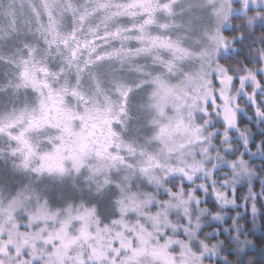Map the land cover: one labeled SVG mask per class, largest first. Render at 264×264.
Wrapping results in <instances>:
<instances>
[{"label":"clouds","instance_id":"9594fccd","mask_svg":"<svg viewBox=\"0 0 264 264\" xmlns=\"http://www.w3.org/2000/svg\"><path fill=\"white\" fill-rule=\"evenodd\" d=\"M0 264H264V0H0Z\"/></svg>","mask_w":264,"mask_h":264},{"label":"snow or ice","instance_id":"6c2138e0","mask_svg":"<svg viewBox=\"0 0 264 264\" xmlns=\"http://www.w3.org/2000/svg\"><path fill=\"white\" fill-rule=\"evenodd\" d=\"M27 159V157H26ZM45 160H55L56 158L55 157H44ZM89 213H85V214H82V215H88ZM78 218H81V217H78ZM82 234H86L85 232H82ZM72 241H68L64 247L65 248H68L70 245H71Z\"/></svg>","mask_w":264,"mask_h":264}]
</instances>
